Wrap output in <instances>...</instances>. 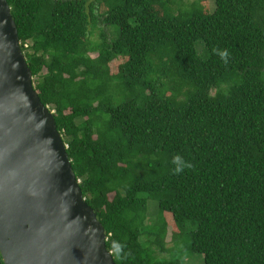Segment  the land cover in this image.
<instances>
[{"label": "trees", "instance_id": "1", "mask_svg": "<svg viewBox=\"0 0 264 264\" xmlns=\"http://www.w3.org/2000/svg\"><path fill=\"white\" fill-rule=\"evenodd\" d=\"M6 1L114 262L264 264V0Z\"/></svg>", "mask_w": 264, "mask_h": 264}, {"label": "water", "instance_id": "2", "mask_svg": "<svg viewBox=\"0 0 264 264\" xmlns=\"http://www.w3.org/2000/svg\"><path fill=\"white\" fill-rule=\"evenodd\" d=\"M0 0V255L4 264H116Z\"/></svg>", "mask_w": 264, "mask_h": 264}, {"label": "rangeland", "instance_id": "3", "mask_svg": "<svg viewBox=\"0 0 264 264\" xmlns=\"http://www.w3.org/2000/svg\"><path fill=\"white\" fill-rule=\"evenodd\" d=\"M209 5L211 8V3L209 1ZM202 6H204L205 8H207L205 3H202ZM171 231V227H169L168 232ZM169 236V235H168ZM202 257L198 256V255H185L183 257V264H202Z\"/></svg>", "mask_w": 264, "mask_h": 264}, {"label": "clouds", "instance_id": "4", "mask_svg": "<svg viewBox=\"0 0 264 264\" xmlns=\"http://www.w3.org/2000/svg\"><path fill=\"white\" fill-rule=\"evenodd\" d=\"M19 45H20V43H19ZM20 48H21V47H20ZM21 51H22V50H21ZM22 53H23V52H22ZM23 55H24V53H23ZM220 55H221L222 57H226L227 53H221ZM176 159L179 160L180 158L177 157ZM184 166H187V165H182L181 167L176 168L175 171H177V172L181 171V170H182V167H184Z\"/></svg>", "mask_w": 264, "mask_h": 264}]
</instances>
